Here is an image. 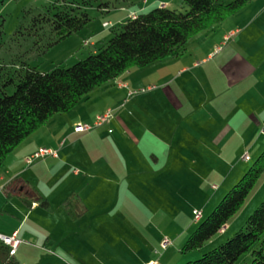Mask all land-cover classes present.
Masks as SVG:
<instances>
[{
  "label": "rangeland",
  "instance_id": "374dc122",
  "mask_svg": "<svg viewBox=\"0 0 264 264\" xmlns=\"http://www.w3.org/2000/svg\"><path fill=\"white\" fill-rule=\"evenodd\" d=\"M222 1L228 4L233 0ZM105 5H109V8L106 9ZM65 6H72L78 11L88 13L92 19L90 25L49 50H39L38 39L29 30L34 17L42 13L52 15ZM162 6L181 12L187 10L184 0H0V97L4 93L11 95L15 91L16 87L9 83V79L16 76L20 65L27 64L44 72L55 67H71L106 46L114 36L112 29L120 32L119 26L127 20L129 14L147 13ZM143 7L146 10L141 12ZM104 10L108 11L103 12ZM228 20L229 18L217 26L215 32L223 33L224 28H228L232 22ZM105 24H110V26L103 28ZM206 36H209V41L205 40ZM206 36L202 42L201 57L198 61H202L204 57L203 50L217 39L212 34ZM260 36L263 42L259 41L258 36L248 45L262 46L264 34ZM200 37L199 35L193 37L187 47L192 48ZM83 39L88 42V46L81 44ZM90 39L95 46L89 45ZM76 40L79 44L75 47ZM193 65L189 63L186 68L192 70ZM160 69L152 64L145 68L129 70V72H137L134 74L138 76L146 70H150L149 73L152 74L146 82H141L142 84L141 80L133 82L134 85L130 83L135 100L125 108L126 111H121V113H130V121L124 123L129 133L134 132L135 128L137 131L140 128L147 129L149 120L145 117L146 114L153 119L155 124L154 117L157 113L161 116L163 114L166 103L162 100L164 84L158 72ZM200 71H197V74ZM172 73H170L169 80L179 82L187 78V76H182L179 70ZM126 74L118 81L122 83L128 81ZM221 76L220 73L210 72V77L214 79L219 78L220 80ZM101 88L98 87L94 93H91L90 99L88 96L84 98L69 111L70 114L76 116L80 112L83 118H87L92 117L95 111L106 112L112 109L114 118L115 110L119 105L104 100ZM120 98L122 101V96ZM91 99L95 100L94 108L84 110ZM97 100H104V104L100 105L96 102ZM248 105L255 108L253 113L250 110L245 111ZM248 105H244V119L241 125L235 126L238 129V135L226 133V137L218 145H211L209 150H203L202 146L195 143L197 141L193 140L194 135L191 133L195 130L194 128L190 129L184 124L179 125L177 130L179 138L185 139L183 133L188 131L191 133V147L200 149L195 151L200 156V160L197 158L198 161L192 159L191 152H176L168 149L172 157L180 156L179 159L174 160V156L167 168L160 167L159 172L149 174L148 177H141L135 166L140 164V157H144L145 152L143 154L138 152L135 158V152L134 154L124 152L118 145H115L113 152L110 153V158L115 160V166L112 168L99 170L97 167H89V171L86 172L80 166H72L64 178H60L62 174L55 178L53 183L63 182L68 190L73 186L79 189L85 184L80 189L81 196L78 193L72 192V194H77L79 198L82 197L81 201L86 207L82 220H76L78 229L82 235L90 234L89 237L78 238L71 244L72 249L76 250L74 258L63 257L62 260L66 264H145L146 262H150L148 264H186L199 259L204 253L220 246L228 239H232L244 228L249 217L264 202V173L244 205L229 221L226 230L217 234L201 250L186 254L182 252L187 239L201 223L200 221L212 213L231 187L243 178L264 153V103L254 102ZM229 118L230 120H227V123L224 122L223 125L218 121H212L213 132L224 126H232L234 119ZM204 119L207 121L208 118ZM120 124H122L121 120ZM111 128L118 133V127L113 125ZM83 135L74 136L73 141L69 138L66 149L76 140L81 139ZM205 138L211 139L210 135H205ZM160 146L162 150V145L159 144L158 147ZM188 155H190L189 158ZM108 156L109 153L102 154L104 163H108V160L106 161ZM245 156H248L251 161L246 163ZM124 164H126L125 168ZM75 171L80 173L79 177H73ZM92 171L98 174H92ZM123 171L130 173V177L126 179ZM87 175H90L88 181L85 178ZM145 186L148 187L149 192L141 191L140 188H145ZM215 186L217 189L214 190ZM70 195L68 198L71 197ZM5 211L12 215L8 208ZM194 211L201 214L198 221ZM38 216L44 217V213L37 211L25 222L28 221V225L36 223ZM46 221L50 223L51 219H46ZM9 224L10 222L6 221L5 214L0 209V231ZM88 229L90 231L86 232ZM262 241H264V234L261 240L236 264H252V252L260 247ZM164 243H167L166 247L163 246ZM86 248H89L91 253H87ZM67 252L69 253V250Z\"/></svg>",
  "mask_w": 264,
  "mask_h": 264
},
{
  "label": "crops",
  "instance_id": "0c3cea01",
  "mask_svg": "<svg viewBox=\"0 0 264 264\" xmlns=\"http://www.w3.org/2000/svg\"><path fill=\"white\" fill-rule=\"evenodd\" d=\"M144 8L141 9V12L146 10ZM133 15H137V13L129 14L128 18ZM228 21L232 22L228 28H224L223 33H217L215 29L203 32L199 34L201 37L192 48L187 47L188 42L185 50L180 54L155 63L156 67L161 68L160 71H157L161 75L162 84H164L162 100L166 103L162 116L157 113V116L154 117L156 124L146 114L145 117L149 120L147 129L140 128L137 131L135 128L134 132L129 133V129L124 127V123L130 121V113H121V111H126L125 108L135 100V95H130L132 92L130 83L134 85L133 82L137 80L144 83L152 76L149 73L150 70H146L139 76L134 74L137 72L128 71L127 74L124 73L127 75L125 77L128 81L124 83L118 81L124 76L123 74L116 80L102 85V88L100 87L104 94V100L119 105L115 110L117 115L115 114L109 124L93 129L87 134L84 133L81 139L76 140L66 149L69 138H72L71 141H73L74 136L81 135L74 132L78 123L92 125L96 117L105 111H95L92 117L87 118H83L80 112L76 116L70 112L57 114L7 157L4 165L0 168V209L10 224L0 233L6 236L17 234V237L22 241L14 257L19 264H66L62 260L63 257L74 258L75 256L76 250L72 249L71 244L78 238L83 239L90 236V234L82 235L80 233L77 221L72 220L63 208V203L72 192L81 196L80 189L85 184L79 189L73 186L68 190L63 182L53 183V180L61 174L60 178H64L72 166H80L86 172L89 171V167H97L99 170L112 168L115 166V160L110 158V153L113 152L114 146L118 145L124 152L131 154L135 152V158L138 152L142 154L145 152L144 157H140V164L135 167L139 170L141 177H148L149 174L159 172L160 167L167 168L169 161L175 156L172 157L168 149L176 152H191L194 161L197 158L200 160V156L195 153L200 149L191 147V133L194 135L193 140L197 141L195 143L202 146L203 150H209L211 145H218L226 137V133L238 135V129L235 126L241 125L244 119V105L254 102L264 103V43L258 47L248 45L258 36L259 41L263 42L260 35L264 34V0L252 1ZM209 33L217 39L203 50L204 57L202 61H198L201 57L202 42L206 35H211ZM208 37L206 36L205 40L209 41ZM90 41L89 45L95 46L91 39ZM86 42L83 39L81 44ZM78 44L79 41L76 40L75 47ZM219 45L222 49L216 51ZM189 63L194 64L192 70L186 68ZM177 70L187 78L179 82L169 80L170 73ZM197 71L200 72L197 74ZM211 71L220 73L222 79L210 77ZM248 87L250 92L247 91ZM121 96L122 101H120ZM92 100L86 104L84 110L94 108L95 100ZM104 100L96 102L103 105ZM248 110L253 113L255 108L248 105L245 111ZM205 117L208 118L207 121L204 119ZM229 117L234 119L232 126H224L213 132L212 121H218L223 125L224 122L227 123V120H230ZM120 120L122 124H120ZM180 124L195 130H192L191 133L184 131L185 139H180L177 134ZM113 125L118 127V133H115L111 128ZM110 131L112 132L110 133ZM205 135H210L211 139H206ZM80 143L82 144L79 145ZM159 144L162 145V150L161 146L158 147ZM41 148L58 151V157H47L32 165H27L25 158ZM108 153L109 156L106 159L108 163H104L102 154L107 155ZM179 157L175 156L174 160H178ZM123 173L126 179L130 177V173L127 171H123ZM92 174L96 175L98 172L92 171ZM79 175L80 173L75 171L73 177H79ZM89 176L85 177L87 181ZM213 188L217 189L216 186ZM140 189L142 192H149L146 186ZM67 190L68 193H66ZM36 194L47 200L48 209L41 206L37 201ZM7 208L12 215L5 211ZM37 211L44 213V217L38 216L36 223L28 225V221L25 222V220ZM47 217L51 219L50 223L46 221L49 219ZM82 218L78 220H82ZM226 228L227 226L221 232ZM89 231L90 229L86 230V232ZM86 252L91 253L89 248H86ZM148 263L150 262L145 264Z\"/></svg>",
  "mask_w": 264,
  "mask_h": 264
},
{
  "label": "trees",
  "instance_id": "16d2710c",
  "mask_svg": "<svg viewBox=\"0 0 264 264\" xmlns=\"http://www.w3.org/2000/svg\"><path fill=\"white\" fill-rule=\"evenodd\" d=\"M252 1L233 0L226 4L222 0H184L185 12L157 7L129 17L119 26L120 32L112 29L114 36L106 46L71 67H55L44 72L27 64L20 65L16 76L9 79L15 91L0 97V168L21 143L53 116L69 112L96 88L133 68H145L180 54L193 37L214 30ZM91 21L88 13L65 6L52 15L42 13L34 17L29 30L37 37L39 50L46 51L80 33ZM263 173L264 153L212 213L200 221L182 252L199 251L219 234L244 205ZM36 195L41 206L48 209L47 200ZM63 208L72 220L80 219L86 212L77 194L68 198ZM263 234L264 202L232 239L186 264H236ZM0 264H19L2 243ZM252 264H264V241L252 252Z\"/></svg>",
  "mask_w": 264,
  "mask_h": 264
},
{
  "label": "built area",
  "instance_id": "2783aa9c",
  "mask_svg": "<svg viewBox=\"0 0 264 264\" xmlns=\"http://www.w3.org/2000/svg\"><path fill=\"white\" fill-rule=\"evenodd\" d=\"M164 7V6H162ZM135 17V15H133ZM104 28H108L109 24H105L103 26ZM228 39V38H226ZM88 42L84 43V45H87ZM221 47H218L216 50L219 51ZM130 95H135L133 92H130ZM113 119V111L107 110L103 115H99L96 117L94 123L92 125L89 124H82L78 123L75 128L74 132L77 134H84L92 131L93 129L101 128L106 124H109ZM112 131H110L111 133ZM47 157H58V151L41 148L31 156H28L25 158V163L27 165H32L36 161L43 160ZM245 161H249L250 158L248 156L244 157ZM194 215L196 220L198 221L201 218V214L194 211ZM0 243H2L4 246L8 247L10 249V257H15L16 252L19 248V246L22 244V241L17 237V234H13L12 236H6L0 233ZM164 247L167 246V243L163 244Z\"/></svg>",
  "mask_w": 264,
  "mask_h": 264
}]
</instances>
